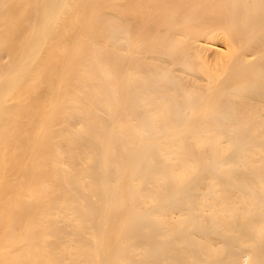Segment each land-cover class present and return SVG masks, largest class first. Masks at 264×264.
I'll use <instances>...</instances> for the list:
<instances>
[{
    "label": "bare ground",
    "instance_id": "obj_1",
    "mask_svg": "<svg viewBox=\"0 0 264 264\" xmlns=\"http://www.w3.org/2000/svg\"><path fill=\"white\" fill-rule=\"evenodd\" d=\"M0 264H264V0H0Z\"/></svg>",
    "mask_w": 264,
    "mask_h": 264
}]
</instances>
